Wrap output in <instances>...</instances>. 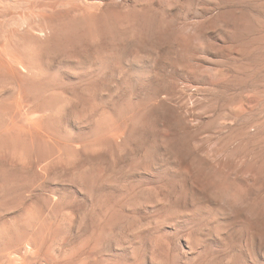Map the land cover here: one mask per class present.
<instances>
[{"label": "rangeland", "instance_id": "obj_1", "mask_svg": "<svg viewBox=\"0 0 264 264\" xmlns=\"http://www.w3.org/2000/svg\"><path fill=\"white\" fill-rule=\"evenodd\" d=\"M0 67V264H264V0H0Z\"/></svg>", "mask_w": 264, "mask_h": 264}, {"label": "bare ground", "instance_id": "obj_2", "mask_svg": "<svg viewBox=\"0 0 264 264\" xmlns=\"http://www.w3.org/2000/svg\"><path fill=\"white\" fill-rule=\"evenodd\" d=\"M3 3H4V2H3ZM2 5H3V4H2ZM7 5H8V4H7ZM141 6H142V5H141ZM2 7H3V6H2ZM4 7H5V6H4ZM4 7H3V8H4ZM8 8H9V7H8ZM8 8H7V9H8ZM7 9H6V10H7ZM77 14H78V13H77ZM50 16H51V15H50ZM82 19H83V18H82ZM53 20H55V19H53ZM53 20H52V22H53ZM83 21H84V20H83ZM88 22H89V21H88ZM91 23H92V22H91ZM91 25H92V24H91ZM88 28H89V27H88ZM57 29H58V28H57ZM56 31H57V30H56ZM67 31H68V30H67ZM136 31H137V30H136ZM61 32H62V31H61ZM4 35H5V34H4ZM48 35H49V34H48ZM1 36H2V35H1ZM186 37H187V36H186ZM47 38H48V37H47ZM24 41H25V40H24ZM2 45H3V44H2ZM8 56H9V55H8ZM9 57H10V56H9ZM10 59H11V57L8 58V60H10ZM3 60H4V59H3ZM7 62H8V61H7ZM21 63H23V62L21 61ZM24 64H25V63H24ZM6 65H7V63H6ZM8 65H9V64H8ZM11 65H12V64H11ZM13 66H14V65H13ZM13 66H12V67H13ZM22 66L25 67V65H22ZM3 67H5V66H3ZM17 67H18V66H17ZM1 68H2V67H0V70H1ZM13 68H15V67H13ZM27 68H28V67H27ZM8 70H9V69H8ZM10 70H11V69H10ZM10 70H9V71H10ZM12 70H13V69H12ZM17 70H19V69H17ZM17 70H15V71L18 73L19 71H17ZM20 70H22V69H20ZM3 71H4V70H3ZM9 71H8V72H9ZM4 72H5V71H4ZM22 72H23V71H22ZM28 72H29V70H28ZM28 72H27V73H28ZM10 73H11V72H10ZM20 74H21V71H20ZM20 74H19V76H20ZM29 75H30V74H29ZM8 76H9V75H8ZM21 77H23V76L21 75ZM21 77H18V79H20ZM24 77H25V76H24ZM25 78H26V77H25ZM27 78H28V77H27ZM27 78H26V79H27ZM9 80H10V79H9ZM22 80H24V78H23ZM30 80H31V79H30ZM30 80H29V81H30ZM135 80H136V79H135ZM10 82H13V83H14L13 80H12V81L10 80ZM10 82H9V83H10ZM13 83H12V84H13ZM12 84H11V85H12ZM27 85H28V84H27ZM22 86H23V85H22ZM35 86H36V85H35ZM11 87H12V86H11ZM18 87H19V86H18ZM16 88H17V86L15 87V89H16ZM19 88H20V87H19ZM23 88H24V87H23ZM31 88H32V87H31ZM38 88H39V87H38ZM22 90H23V89H22ZM25 90H26V89H25ZM27 90H28V89H27ZM36 90H37V89H36ZM29 91H31V89H30ZM48 92H49V90H48ZM17 93H18V92H17ZM27 93H28V92L26 91V94H27ZM31 93H33V92H31ZM83 93H84V92H83ZM18 94H20V93H18ZM36 94H37V93H36ZM43 94L45 95V93H43ZM48 94H49V93H48ZM33 95H34V94H33ZM46 95H47V94H46ZM86 95H87V94H86ZM18 96H19V95H18ZM49 96H50V95H49ZM49 96H48V98H49ZM51 96H52V94H51ZM51 96H50V98H51ZM91 96H92V95H91ZM37 97H39V96H37ZM41 97H42V96H40V98H41ZM82 97H83V96H82ZM29 98H30V97H29ZM53 98H54V97H53ZM51 99H52V98H51ZM98 99H99V98H98ZM98 99H97V100H98ZM42 100L44 101L45 99H42ZM85 100H86V99H85ZM101 100H103V99H101ZM35 101H36V100H35ZM39 101H41V100H39ZM45 101H46V100H45ZM51 101L53 102V100H51ZM20 102H21V101H20ZM33 103H34V102H33ZM91 103H92V102H91ZM99 103H100V102L98 101V104H99ZM37 104H38V103H37ZM43 105H44V103H43ZM45 105H46V104H45ZM50 105H51V104H50ZM50 105H49V106H50ZM92 105H93V104H92ZM19 107H20V106H19ZM38 108H39V105H38ZM45 108H46V107H45ZM38 110H40V109H38ZM35 111H36V110H35ZM44 111H45V109H44ZM41 112H42V111H41ZM44 116H45V115H44ZM47 118H48V117H47ZM49 119H50V118H49ZM43 120H44V119H43ZM43 120H42V121H43ZM44 121H45V120H44ZM47 125H48V124H47ZM1 127H5V126L3 125V126H0V128H1ZM26 127L28 128L29 126H26ZM32 129H33V128H32ZM34 129H35V128H34ZM36 130H37V129H36ZM4 131H5V130H4ZM24 131H25V130H24ZM38 132H39V131H38ZM38 132H37V133H38ZM98 132H99V131H98ZM100 132H101V131H100ZM31 133H32V132H31ZM35 133H36V132H35ZM102 133H103V130H102ZM38 134H39V133H38ZM97 134H98V133H96L95 135H97ZM6 135H7V134H6ZM41 135H42V134H41ZM41 135H40V137H41ZM109 135H110V134H109ZM98 136H99V135H98ZM103 136H105V135L103 134ZM46 137H47V136H45V138H46ZM94 137H95V136H94ZM100 137H101V136H100ZM26 138H27V137H26ZM92 138H93V137H92ZM95 138H96V137H95ZM16 139H18V138H16ZM38 139H39V137H38ZM42 139H43V138H42ZM42 139L40 138V140H42ZM8 140H9V139H8ZM36 140H37V139H36ZM46 140H47V139H46ZM46 140H45V141H46ZM94 140H95V139H94ZM43 141H44V140H43ZM95 141H96V140H95ZM34 142H35V141H34ZM41 142H42V141H41ZM0 143H1V142H0ZM44 143H45V142H44ZM46 143H47V142H46ZM38 144H39V143H38ZM28 145H29V144H28ZM30 145H31V144H30ZM74 146H75V145H74ZM34 147H35V146H34ZM34 147H33V148H34ZM35 149H36V147H35ZM39 149H40V148H39ZM77 149H78V148H77ZM26 150H27V149H26ZM44 152H45V151H44ZM74 152H75V151H74ZM36 153H37V152H36ZM4 166H7V165H4ZM9 167H10V166H9ZM93 168H94V167H93ZM27 169H28V168H27ZM33 169H35V168H33ZM89 169H90V168H89ZM95 169H96V168H95ZM99 169H100V168H99ZM4 170H5V168H4ZM6 170H7V169H6ZM86 170H87V169H86ZM86 170H85V173L87 174ZM22 171H24V169H23ZM26 171H27V170H26ZM87 171H88V170H87ZM101 171H102V170H101ZM32 172H33V171H32ZM70 172H71V171H70ZM89 172H90V170H89ZM74 173H75V172H74ZM80 173H81V172H80ZM82 173H83V175H82V176H83V179H82V176H81V179H79V180H84V179H86V178H84V171H83ZM33 174H35V173H33ZM66 174H67V173H66ZM76 174H78V173L76 172L75 175H76ZM100 174H101V173H100ZM16 175H17V174H16ZM92 175L94 176V174H92ZM97 175H98V173H97ZM97 175H96V176H97ZM77 176L79 177V175H77ZM86 176H88V175H86ZM9 177H10V176H9ZM12 177H13V175H12ZM28 177H29V176H28ZM35 177H36V176H35ZM99 177H101V176L99 175ZM108 177H110V176H108ZM15 178H16V177H15ZM76 178H77V177H76ZM95 178H96V177H95ZM95 178H94V179H95ZM106 178H107V177H106ZM39 179H40V178H39ZM96 179H98V178H96ZM99 179H100V178H99ZM34 180H35V179H34ZM34 180H33V181H34ZM79 180H78V181H79ZM102 180H103V178H102ZM84 181L86 182V180H84ZM79 182H81V181H79ZM34 183H35V182H34ZM82 183H84V182L82 181ZM95 183H96V181H95ZM95 183H94V185H95ZM19 184H20V183H19ZM2 185H3V184H2ZM90 185H91V184H90ZM3 186H4V185H3ZM13 188H14V187H13ZM17 188H18V187H17ZM4 189H5V188H4ZM15 189H16V188H15ZM9 192H10V191H9ZM1 194H2V193H1ZM10 194H11V193H10ZM11 196H12V195H11ZM14 201H16V200H14ZM145 226H147V225H145ZM46 242H47V241H46ZM23 252H24V251H23Z\"/></svg>", "mask_w": 264, "mask_h": 264}]
</instances>
